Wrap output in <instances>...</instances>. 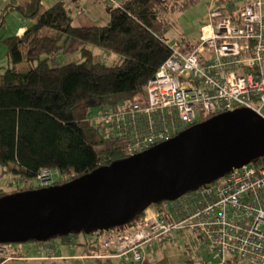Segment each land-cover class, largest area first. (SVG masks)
Instances as JSON below:
<instances>
[{
    "label": "trees",
    "instance_id": "1",
    "mask_svg": "<svg viewBox=\"0 0 264 264\" xmlns=\"http://www.w3.org/2000/svg\"><path fill=\"white\" fill-rule=\"evenodd\" d=\"M182 3L117 2L111 5L110 19L104 25L74 23L62 0L50 6H45L43 0H29L18 6L9 3L5 10L16 6L31 24L21 35L1 37L7 46L9 65L0 73V164L21 183L36 180L38 188L43 186L39 175L44 169L52 173L49 185H58L130 156L124 147L105 144L108 126L101 123L129 111L169 57L170 47L164 37L169 22L165 14L187 4ZM151 17H159L162 26L154 24ZM67 42L71 52L79 51V59L55 65L53 57L66 49ZM96 47L104 51L103 57L113 55L119 62L97 59ZM23 62L26 69L17 68ZM101 117L103 120L98 119ZM257 163L264 165V156ZM23 190L26 188L0 191V197ZM135 219L112 230L132 232L142 222ZM71 234L59 237L70 242ZM8 246L0 243V264H9L11 259L7 257L19 254ZM92 248L91 258H112L97 257L102 249ZM212 260L215 264L213 254Z\"/></svg>",
    "mask_w": 264,
    "mask_h": 264
},
{
    "label": "built area",
    "instance_id": "2",
    "mask_svg": "<svg viewBox=\"0 0 264 264\" xmlns=\"http://www.w3.org/2000/svg\"><path fill=\"white\" fill-rule=\"evenodd\" d=\"M209 19L200 27L194 48L182 49L178 40L168 42L170 55L149 79L145 95L111 119L118 135L127 137L128 154L170 139L195 124L199 114L210 117L249 108L264 119L261 0H216L209 7ZM51 174L42 170L43 186L51 183ZM171 203H160L163 210L145 217L132 232L97 230L85 234L83 244L101 248L97 257L133 264L141 261L144 244L162 237L172 242L188 226L199 228L214 258L223 260L229 254L264 264V165L250 162L234 168ZM42 249L55 255L52 245Z\"/></svg>",
    "mask_w": 264,
    "mask_h": 264
},
{
    "label": "water",
    "instance_id": "3",
    "mask_svg": "<svg viewBox=\"0 0 264 264\" xmlns=\"http://www.w3.org/2000/svg\"><path fill=\"white\" fill-rule=\"evenodd\" d=\"M261 156L264 119L249 108L222 112L63 184L2 195L0 243L109 230Z\"/></svg>",
    "mask_w": 264,
    "mask_h": 264
},
{
    "label": "rangeland",
    "instance_id": "4",
    "mask_svg": "<svg viewBox=\"0 0 264 264\" xmlns=\"http://www.w3.org/2000/svg\"><path fill=\"white\" fill-rule=\"evenodd\" d=\"M106 1L108 2L109 5L117 4V0H115V2H110L108 0ZM180 1L183 2L182 4L186 2L187 4L183 6H179V8L176 7L175 8L176 10H171L165 14V18L169 22V28L167 29L164 37L167 40V42H169V44H172L173 41L178 40L183 45V47L189 45H196L199 42L200 27L209 23L210 21L209 7L211 4L209 5V7L208 4L211 0H189V1L180 0ZM240 1H244V0H240ZM43 2L45 6H48L52 4L54 1L43 0ZM90 4L91 1L85 2V4L83 5L84 8L82 9L83 13H87L88 9H91ZM75 11L76 10H74V12ZM163 13L164 12L162 10V15ZM151 21L156 25L159 24L162 26V22L159 17H151ZM28 24H31V22L28 19H24L23 14L19 9H11L7 13L5 17V21L3 25L0 27V72H4V70L7 68L6 64L8 63V57L6 56L7 46L1 40V37L21 34L23 27L26 28ZM101 24L104 25L106 23L101 22ZM70 46H71L70 42L69 43L67 42V45L65 47L66 49L62 51V53L64 52V54L60 52L57 53L58 55L53 57L54 59L53 61L55 65L64 64L70 60L79 59L80 56L79 51L71 52ZM102 51H103L102 49H98L97 47L95 48L94 53L97 59L100 58L104 60V58H107V62L110 64H117L119 62L118 59L117 60L114 59L113 55H106V57H103V55L101 54ZM11 64L12 63H10V65ZM17 68L26 69V63L23 62L18 64ZM97 114H101V112ZM208 117L209 116L199 114L196 123L202 122ZM103 118L104 117L98 119L103 120ZM112 118L115 119V116H113ZM105 120H107V118H105ZM109 121L110 122L105 124L104 122L101 123L104 126H108L105 129V135H106L105 144L107 146H112V147H124L127 142V137L124 136L121 137L120 135H118V133L115 132V129L110 127L113 126L111 119ZM37 186L38 184L36 180H31L28 182L21 183V181L17 179L16 176H14L9 170H7V168L4 165L0 164V191L11 192V190H14L16 188L22 189L24 187L26 189H31ZM175 199L163 200V203L168 206H171L172 204L171 202L174 201ZM163 208H164L163 204H159V205L152 204L147 208L144 214L142 213L143 214L142 217H138L141 216L140 213L136 215L132 220L136 218L135 219L136 221H141L145 219V217H149L151 215H157L159 214V212L163 210ZM110 229L112 230V228ZM114 230L117 231L116 229ZM182 230H183V234H181L179 237L177 236V238L172 242L167 237H162L160 238L163 239L161 241L155 239L151 243L144 244L140 249L141 253L144 252L142 253L143 258L141 263L142 264H183L184 258H187V259H192L188 261V264H205L207 262V254L205 250L207 242L204 241L205 238L200 234L199 228H195V227L191 228L185 226ZM177 234H179V232H177ZM70 236L72 238L70 240L71 242L69 244L63 245V247H61L63 241L61 237H55L44 242L27 241V242L5 243V244L9 245L8 249H11L12 251H18L20 255L32 254V253L35 254L37 252L38 247L42 245H53L56 246L57 248H64V250H61L60 252L73 254L76 252V250L75 247H72L71 244L77 242H83L85 238V233L79 232L76 234H71ZM155 243L157 244L156 247L154 246ZM82 246L83 245H80L78 247H80L81 249ZM93 250L94 249L91 248L89 250V253H92ZM93 261L96 260L92 258H86L84 260L77 261L69 258L67 260H64V264H81L82 262L86 264H92ZM9 264H51V263L50 260L20 261V260L12 259L11 261H9ZM113 264H118V259H113Z\"/></svg>",
    "mask_w": 264,
    "mask_h": 264
},
{
    "label": "crops",
    "instance_id": "5",
    "mask_svg": "<svg viewBox=\"0 0 264 264\" xmlns=\"http://www.w3.org/2000/svg\"><path fill=\"white\" fill-rule=\"evenodd\" d=\"M28 1L29 0H0V27L4 23L7 13L11 9H18L15 6L14 8H10V9L5 10V7L9 3L14 2V4H16L18 6V5H24ZM53 1L56 2L59 0H53ZM62 1H64L65 7L70 11V14L72 15L73 21L76 24H80V25H102L101 22L107 23L110 19L111 5H109L106 0H62ZM89 1H91V4H90L91 9H88L87 13H83L82 12L83 11L82 9L84 8L83 5L85 4V2H89ZM124 1H126V0H117L118 3H122ZM214 1H216V0H211L208 4V7ZM237 1L240 2V0H237ZM244 1H246V0H244ZM50 5H48V6H50ZM74 10H76V11L74 12ZM261 11L264 14V0H261ZM3 15H5V17H3ZM74 19H76V20H74ZM29 25L30 24H28V26ZM28 26H26V28ZM26 28L23 27L22 33L26 30ZM20 30H21V28H20ZM21 34H17V35H21ZM181 47H182V49H192L195 47V45H189V46L183 47V45L181 44ZM6 65L7 66L9 65V60H8V63ZM178 232H179V234H176L175 239L177 238V236L179 237L181 234H183V230L178 231ZM157 240L161 241L163 239L159 238ZM70 242L69 241H62L61 247H63V245H65V244H69ZM71 245H72V247H75V250H76V252L73 254H67V253L60 252L61 250H64V248H57L56 246H54V247H56L57 251H56L55 255L50 256L46 251H44L42 249V247H43V245H42V246L38 247L37 252L35 254H33V253L32 254H24V255L17 254L16 256H14V258H12L11 256H9L7 258L11 259V260L16 259V260H20V261L50 260L51 264H56V263L64 264V260H67L69 258L77 260V261L84 260L86 258H91L90 256L92 253H89V250L92 248L91 246L85 245V244H83V242L72 243ZM80 245H83L81 249H80V247H78ZM156 245L157 244L155 243L154 246L156 247ZM205 250H206V254H207V262L205 264L214 263L215 261L212 260V247H210V245L207 244ZM142 253H144V252H142ZM113 259H118V264H122L121 259L118 257H112V258L100 260V261L96 260V261H93L92 264H113ZM189 260H192V259L184 258L183 264H188ZM141 261H139L137 263L142 264ZM81 264H86V263L82 262ZM133 264H136V263H133ZM215 264H251V263L247 260L242 259L241 257L228 254V255H224L223 260H221V261L216 260Z\"/></svg>",
    "mask_w": 264,
    "mask_h": 264
},
{
    "label": "bare ground",
    "instance_id": "6",
    "mask_svg": "<svg viewBox=\"0 0 264 264\" xmlns=\"http://www.w3.org/2000/svg\"><path fill=\"white\" fill-rule=\"evenodd\" d=\"M156 144H157V143H156ZM262 157H263V156L257 158L256 160L250 161V162H255V163H256V162H258V160H260ZM250 162H248V163H250ZM246 164H247V163H246ZM246 164H244V165H246ZM235 168H239V167H235ZM202 188H204V185H201V186L198 187V189H202Z\"/></svg>",
    "mask_w": 264,
    "mask_h": 264
},
{
    "label": "clouds",
    "instance_id": "7",
    "mask_svg": "<svg viewBox=\"0 0 264 264\" xmlns=\"http://www.w3.org/2000/svg\"><path fill=\"white\" fill-rule=\"evenodd\" d=\"M210 117H211V116H210ZM208 118H209V117H208ZM181 131H182V130H181ZM179 132H180V131H179ZM179 132H178V133H179ZM175 135H176V134H175ZM130 155H131V154H130ZM242 166H243V165H242ZM240 167H241V166H240ZM232 170H233V169H232ZM230 171H231V170H230ZM227 173H228V172H227ZM223 176H224V175H223ZM223 176H222V177H223ZM219 178H220V177H219ZM217 179H218V178H217ZM217 179H216V180H217ZM214 181H215V180H214ZM212 182H213V181H212ZM180 196H181V195H180ZM177 198H178V197H177ZM162 202H163V201H161L160 203H162ZM160 203H159V204H160ZM159 204H156V205H159ZM83 233H84V232H83ZM91 233H92V232H91ZM85 234H89V233H85ZM42 242H44V241H42Z\"/></svg>",
    "mask_w": 264,
    "mask_h": 264
}]
</instances>
